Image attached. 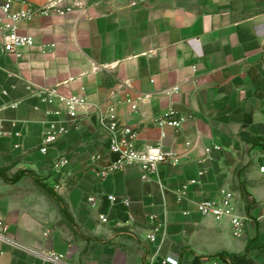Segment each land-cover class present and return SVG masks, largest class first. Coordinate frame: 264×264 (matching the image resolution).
<instances>
[{"label": "crops", "instance_id": "1", "mask_svg": "<svg viewBox=\"0 0 264 264\" xmlns=\"http://www.w3.org/2000/svg\"><path fill=\"white\" fill-rule=\"evenodd\" d=\"M134 1L63 0L72 6L67 14L21 24L35 42L20 56L0 41V171H33L70 215L26 175L0 179V219L20 242L80 264H163L168 256L179 264H264V0ZM40 87L85 95L91 111L116 106L139 132L137 149L173 151L181 163L161 165L149 180L135 165L103 179L99 172L118 155L94 114L42 152L54 117ZM169 110L186 118L179 128L154 124ZM62 156L68 163L56 169ZM193 178L198 183L179 201V187ZM222 190L235 193L240 236L228 219L199 212L200 201ZM108 194L131 203H112ZM152 215L165 231L156 242L147 238ZM33 263L50 264L0 239V264Z\"/></svg>", "mask_w": 264, "mask_h": 264}, {"label": "built area", "instance_id": "2", "mask_svg": "<svg viewBox=\"0 0 264 264\" xmlns=\"http://www.w3.org/2000/svg\"><path fill=\"white\" fill-rule=\"evenodd\" d=\"M14 1L6 0L2 5L3 14L0 16V41L4 52L17 56L21 55L20 50L22 48L32 46L35 42L33 35L21 32L20 26L22 23L32 21L38 17L50 16L54 12L59 15H65L72 10V6L63 4V0H48L43 4L20 0L22 6L18 9L13 8ZM144 1H134L133 4ZM31 88L29 86V89ZM2 93L4 95L9 94L5 89L2 90ZM36 94L39 97L40 103L47 106V114L54 117V119L47 123L43 144L40 148L42 152H47L49 147L53 146L60 138L68 135L70 132L81 131L85 127L84 121L94 114L99 128L108 137L110 151L118 155L115 162L99 172L103 179L126 166L135 165L141 169L143 177L149 180L159 172L161 165L177 166L181 163L182 155L173 151L162 150L160 148L137 149L138 130L121 121L120 115L114 105H110L106 109L96 106L95 110L91 111L93 104L85 95L78 93L63 94L57 87H40ZM126 102L130 104L132 110L138 109L137 101L132 97H127ZM185 119L184 116H177L174 110H169L155 116L154 124L158 126L171 125L179 128ZM67 163V157L62 156L54 161V167L60 169ZM261 170L264 171V167ZM200 174H204V171H201ZM196 183H198V180L195 178L183 182L177 191L178 200H185L189 194L191 185ZM107 198L112 203L121 202L126 206H129L131 203L129 199L119 198L114 194H108ZM88 201L91 206H96L98 201L97 195L90 196ZM198 209L203 216L212 217L218 222L228 219L234 227L235 235H241L243 222L242 218L235 213L234 191L222 190L218 196L200 201ZM100 218L104 221L107 220V216L104 214H101ZM150 219L153 227L147 238L151 242H156L160 236L165 235L164 226L156 215H152ZM0 239L43 262L50 264H80L70 260L64 252L55 249L41 250L13 238L9 235V225L3 219H0ZM163 264H179V260L168 256L163 260Z\"/></svg>", "mask_w": 264, "mask_h": 264}, {"label": "trees", "instance_id": "3", "mask_svg": "<svg viewBox=\"0 0 264 264\" xmlns=\"http://www.w3.org/2000/svg\"><path fill=\"white\" fill-rule=\"evenodd\" d=\"M261 145L264 147V142H262ZM26 175L31 176L36 182V184L41 187L53 200H55L61 206L63 214L70 219L68 208L65 205L63 199L51 187L48 186V183L45 182L43 178L39 177L33 171L22 170L12 177L8 176L6 172L0 171V179H3L7 183H16ZM218 255H221L223 257L225 256L224 252H220Z\"/></svg>", "mask_w": 264, "mask_h": 264}]
</instances>
